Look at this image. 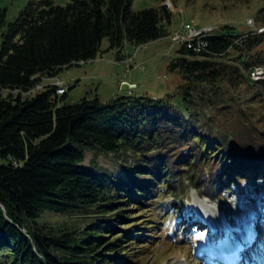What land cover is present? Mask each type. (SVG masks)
Returning a JSON list of instances; mask_svg holds the SVG:
<instances>
[{"label": "trees", "instance_id": "obj_1", "mask_svg": "<svg viewBox=\"0 0 264 264\" xmlns=\"http://www.w3.org/2000/svg\"><path fill=\"white\" fill-rule=\"evenodd\" d=\"M253 19L264 25V7ZM172 23L166 0L141 9L131 0H30L11 21L0 6V264H143L139 231L154 228L145 211L153 197L172 193L182 214L186 181L209 198L264 189V79L248 74L264 64V33L254 28L224 25L201 53L176 41L168 70L179 81L163 97L68 103L67 88L34 87L102 56L104 39L117 60H133L123 56L129 43L171 37ZM243 86H255L256 118ZM87 151L117 156L123 174L85 165ZM44 212L68 220L39 222Z\"/></svg>", "mask_w": 264, "mask_h": 264}, {"label": "rangeland", "instance_id": "obj_2", "mask_svg": "<svg viewBox=\"0 0 264 264\" xmlns=\"http://www.w3.org/2000/svg\"><path fill=\"white\" fill-rule=\"evenodd\" d=\"M28 1L30 0H0V6L5 9L6 19L11 21L17 17ZM53 1L58 4L69 2V0ZM156 3L157 0H131V7L141 9L154 6ZM166 3L173 9L172 36L178 31L186 32L185 22H190L196 28L209 25L219 27L212 32L213 34H221L224 31V25L233 26L237 32H246L254 28V25H251L253 21L251 17L255 18L259 9L264 7V0H166ZM1 32L0 27V50ZM171 37L154 40L142 46L129 43L123 50L125 58L133 56V60L129 63L127 59L117 60L116 50H107L108 41L104 39L101 45L104 50L102 56L82 65L64 67L58 72L57 77L45 78L40 84L43 87L47 83L62 79L67 88L68 103L78 102L84 96L95 95L103 101L129 93L163 97L168 92H174L179 81V74L168 70V63L176 55L179 46V43ZM122 81H128L136 86L129 90H121ZM254 87L243 86L238 92L243 100L247 99L245 103L251 105L253 107L251 110L256 114L258 105L250 99L254 93ZM257 116L256 114L253 117ZM84 164L87 166L101 164L123 174L120 159L115 155L87 151ZM183 188L184 190H181L177 198L184 206L182 214H175L174 206L178 207L180 204H173L176 196L170 192L158 194L145 206L146 214H150L151 225L154 228L139 231L145 235V243L142 244L144 254L140 258L143 264H227L223 258L224 255L228 257L226 245L234 240L236 234L240 235L241 227L247 229L250 222H253L252 226L258 225L260 237L258 235L255 249L259 248L260 257H263V188H256L241 199L231 195H222L217 198L199 196L197 190L187 181ZM195 197L206 201L207 209L199 208L193 201ZM136 204L137 202L133 201L130 208L135 207ZM200 210L205 213V216L200 213ZM255 212L260 214L258 219L253 217ZM209 218L217 219L222 223L221 231L224 235L221 234L219 226L216 231L211 229ZM64 220H68V217L56 212H44L38 218L39 222L53 224ZM227 227L233 231L228 230ZM140 246L139 242L134 245L136 249H140ZM252 249L255 250L254 247ZM253 250L247 249L246 253L242 254L243 256L248 255L247 253L254 255L250 257V264H256V251ZM179 253L182 257L178 259L176 254ZM261 261L264 262V257Z\"/></svg>", "mask_w": 264, "mask_h": 264}, {"label": "bare ground", "instance_id": "obj_3", "mask_svg": "<svg viewBox=\"0 0 264 264\" xmlns=\"http://www.w3.org/2000/svg\"><path fill=\"white\" fill-rule=\"evenodd\" d=\"M189 25H191V24H189ZM211 32H213V30H199L198 39H204V43H208L207 37L211 34ZM207 46H208V44H204L203 47H200L199 53L206 50ZM80 63H84V61H81ZM249 74H250L251 79L254 81L264 79L263 77L252 78V69L249 70ZM57 82H62V81L58 79L54 82V84H57ZM34 87L35 88H41L42 86L40 83H37V85ZM35 88H34V90H35ZM65 90H66V88L63 85V91H65ZM30 91H28V94ZM193 201L199 208H202L203 210L207 209V206L205 204L206 201L201 200L199 197H195L193 199ZM200 213L205 216V213L202 212L201 210H200ZM259 215L260 214L257 212L255 215H253V217L255 216L254 218L258 219ZM209 221H211V218H209ZM251 224H253V222L249 223V226L247 227V229H246V227H241L240 228V231H241L240 235L236 234L234 237V240L231 241L228 245H226L225 250L227 251L228 257H226V255H224L225 257H223V258L227 264H250V262H249L250 257L248 255H245V254H244L245 256H243L242 254L246 253L247 249L253 250L252 247H254V249H255V245H256L257 240H258L257 237L259 235V231L257 229L258 225L257 226L253 225L254 226L253 227ZM218 226H219V230L221 231V229H223L222 223L221 224L218 223ZM227 229L228 230L230 229V231H233V230H231V228L227 227ZM238 232H239V230H238ZM259 237H260V235H259ZM218 249L223 250L220 248H218ZM253 251H256L255 263L256 264H264V262L261 261V259L264 257V253H262L263 257H260L261 253L259 251V248L256 247V249ZM176 257L179 259L180 257H182V254L181 253H179L178 255L176 254Z\"/></svg>", "mask_w": 264, "mask_h": 264}, {"label": "built area", "instance_id": "obj_4", "mask_svg": "<svg viewBox=\"0 0 264 264\" xmlns=\"http://www.w3.org/2000/svg\"><path fill=\"white\" fill-rule=\"evenodd\" d=\"M184 27L186 28L187 32L185 34L181 32H176L174 36H172V39L177 42H186L187 46L192 48L195 52L199 53V48L203 47L204 39H198V32L199 30H214L216 26L210 25L201 29L195 28L193 25H189L188 23L184 24ZM258 31H264V27H259ZM128 63L132 60V57L127 58ZM141 66V65H139ZM252 78L254 77H263L264 78V65H254L252 68ZM57 93H63V82H57Z\"/></svg>", "mask_w": 264, "mask_h": 264}, {"label": "water", "instance_id": "obj_5", "mask_svg": "<svg viewBox=\"0 0 264 264\" xmlns=\"http://www.w3.org/2000/svg\"><path fill=\"white\" fill-rule=\"evenodd\" d=\"M135 86H136V84H132V83H130L128 81H122L120 83V89L121 90H129V89H131V88H133Z\"/></svg>", "mask_w": 264, "mask_h": 264}]
</instances>
